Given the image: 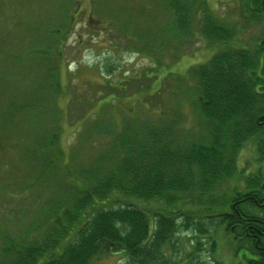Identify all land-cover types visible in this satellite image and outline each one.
I'll list each match as a JSON object with an SVG mask.
<instances>
[{"label": "trees", "instance_id": "16d2710c", "mask_svg": "<svg viewBox=\"0 0 264 264\" xmlns=\"http://www.w3.org/2000/svg\"><path fill=\"white\" fill-rule=\"evenodd\" d=\"M161 1L172 11V30L180 39L187 35L194 41L199 34L211 45L235 38V27L217 16L208 0ZM247 4L254 12L264 8L263 0ZM160 44L163 49L164 42ZM188 73L184 80L170 73L143 103L172 94L180 98L176 105L159 110L153 120L130 116L120 128L104 130L109 137L104 151L91 163L64 170L65 177L54 159L58 151L37 154L38 165L44 166L39 175L54 176L57 189L43 203L42 196L34 198L35 216L24 214L30 220L23 237L1 232L0 252L8 255L3 264H89L108 249L124 252L127 264H179L182 228L196 226L190 246L197 252L207 243L214 249L202 218L205 211L208 218L217 217L214 228L224 227L236 242L237 254L247 249L251 264L255 255L264 257V33L254 48L228 47ZM146 80L151 89L153 78L146 75L126 79L122 89L135 84L132 92H143ZM164 80L174 88L167 89ZM100 86L108 87L96 90ZM110 93L116 91L104 95ZM185 104L198 113L201 129L181 118L177 107ZM58 141V134L50 133L35 147L57 146ZM250 142L256 146L257 164L241 179L240 188L235 184L241 170L238 157ZM224 183L228 190L222 193Z\"/></svg>", "mask_w": 264, "mask_h": 264}, {"label": "rangeland", "instance_id": "374dc122", "mask_svg": "<svg viewBox=\"0 0 264 264\" xmlns=\"http://www.w3.org/2000/svg\"><path fill=\"white\" fill-rule=\"evenodd\" d=\"M208 1L220 19L235 27V38L211 45L199 34L192 36L194 41L187 35L180 39L172 30L174 15L161 0H0V234L23 237L30 220L24 214L34 215V198L45 200L57 189L54 176L39 175L44 167L40 162L38 168L40 154L47 155L53 148L58 151L54 159L65 177L64 170L91 163L93 156L104 151L109 142L104 130L120 128L124 118H152L176 105L180 98L172 94L143 104L164 77L173 73L184 80L190 67L208 62L221 50L256 46L264 33V11L250 10L247 0ZM144 75L153 78L151 89L146 80L144 91L133 93L139 80L123 91L126 79ZM164 83L167 89L174 88ZM96 85L108 87L96 90ZM110 90L117 94L105 96ZM177 108L181 118L197 124L194 130L201 129L193 107ZM50 133L58 134L57 146L36 150V143ZM256 157V146L250 142L238 157L237 187L243 186L241 179L256 166ZM30 185H34L32 192L27 190ZM221 187L222 193L227 192V183ZM203 214L214 249L207 243L197 252L190 246L196 240V226L182 228L178 263L251 264L246 249L235 252L237 244L224 227L214 228L217 217ZM7 256L0 252V264ZM89 264H127V256L108 249Z\"/></svg>", "mask_w": 264, "mask_h": 264}, {"label": "flooded vegetation", "instance_id": "af4514ba", "mask_svg": "<svg viewBox=\"0 0 264 264\" xmlns=\"http://www.w3.org/2000/svg\"><path fill=\"white\" fill-rule=\"evenodd\" d=\"M246 3V0L244 1ZM264 2V0H263ZM261 11H264V8H260ZM262 248L264 249V246H262ZM246 255H250V252L246 249ZM253 258H255L254 262L252 264H263L264 263V257H260L255 255Z\"/></svg>", "mask_w": 264, "mask_h": 264}]
</instances>
